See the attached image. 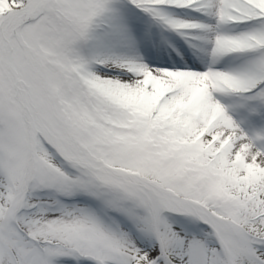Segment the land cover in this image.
<instances>
[{
    "label": "snow or ice",
    "instance_id": "snow-or-ice-1",
    "mask_svg": "<svg viewBox=\"0 0 264 264\" xmlns=\"http://www.w3.org/2000/svg\"><path fill=\"white\" fill-rule=\"evenodd\" d=\"M0 264H264V0H0Z\"/></svg>",
    "mask_w": 264,
    "mask_h": 264
}]
</instances>
